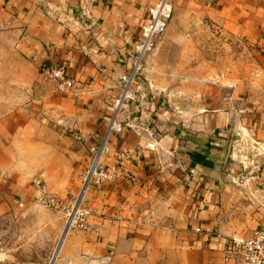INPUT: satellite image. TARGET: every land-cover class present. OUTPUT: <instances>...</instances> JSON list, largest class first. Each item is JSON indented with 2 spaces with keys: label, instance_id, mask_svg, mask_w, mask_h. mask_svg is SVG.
<instances>
[{
  "label": "crops",
  "instance_id": "0c3cea01",
  "mask_svg": "<svg viewBox=\"0 0 264 264\" xmlns=\"http://www.w3.org/2000/svg\"><path fill=\"white\" fill-rule=\"evenodd\" d=\"M158 1L0 0L1 260L58 247L50 264H242L233 238L264 226V0H172L243 38L256 76L203 84L204 61L175 52L183 25L169 23L124 114L133 126L110 137L114 176L88 191V226L67 229L36 198L37 177L77 197ZM42 65L65 66L76 87L61 90Z\"/></svg>",
  "mask_w": 264,
  "mask_h": 264
},
{
  "label": "built area",
  "instance_id": "2783aa9c",
  "mask_svg": "<svg viewBox=\"0 0 264 264\" xmlns=\"http://www.w3.org/2000/svg\"><path fill=\"white\" fill-rule=\"evenodd\" d=\"M149 10L151 19L143 26L141 37L127 55L126 59L130 67L120 76V91L112 103L113 114L103 140L90 146V161L82 174V185L75 200L66 203L56 194L49 192L41 177L33 181L38 191L36 198L39 203L52 209L63 210L67 214V229L88 226V217L92 213L91 207L86 202L88 191L93 185L103 184L114 176V172L105 163L110 137L113 133L121 132L125 125L133 126L130 119L124 118V114L137 98L139 77L147 69L148 58L154 50L157 39L170 23L173 2L159 0ZM41 70L47 77L56 80L61 90H73L76 87V80L70 76L65 66L42 65ZM231 246L242 252V264H264V226L247 239L233 238ZM87 264L99 263L96 259L89 258Z\"/></svg>",
  "mask_w": 264,
  "mask_h": 264
},
{
  "label": "rangeland",
  "instance_id": "374dc122",
  "mask_svg": "<svg viewBox=\"0 0 264 264\" xmlns=\"http://www.w3.org/2000/svg\"><path fill=\"white\" fill-rule=\"evenodd\" d=\"M197 14L193 10L189 15V8L184 4L177 7L173 4V14L170 23L182 24V31L174 33L185 35V38H182V42L180 41L181 43H176L175 52L179 54L180 50H187L189 57L196 59V56H199L204 61L195 63V65L202 67L204 74L209 78L204 79L202 83L208 84L210 81L215 80L220 82H238L254 78L257 74L256 69L259 63L255 51L245 43L243 38L224 32L218 26L212 25L210 20ZM180 44H183L184 48H181ZM1 67L2 64L0 63ZM181 97L182 95L178 94L172 95L173 100H178ZM191 97L193 98V95ZM56 249L48 257H45L44 248L42 250L29 247L23 251L25 255L22 256V260L27 264H32L31 261H38L36 264H50ZM15 251L14 249L12 250V256ZM14 263V256L8 260L0 259V264Z\"/></svg>",
  "mask_w": 264,
  "mask_h": 264
},
{
  "label": "water",
  "instance_id": "95a60500",
  "mask_svg": "<svg viewBox=\"0 0 264 264\" xmlns=\"http://www.w3.org/2000/svg\"><path fill=\"white\" fill-rule=\"evenodd\" d=\"M57 249H58V247H57ZM57 249H56V250H57ZM54 255H55V254H54ZM53 257H54V256H53Z\"/></svg>",
  "mask_w": 264,
  "mask_h": 264
}]
</instances>
